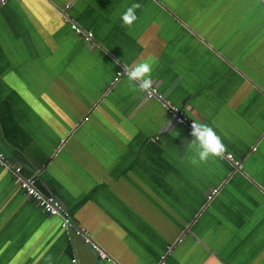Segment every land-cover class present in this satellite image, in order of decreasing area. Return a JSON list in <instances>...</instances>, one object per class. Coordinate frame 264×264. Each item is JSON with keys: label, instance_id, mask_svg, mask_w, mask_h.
I'll list each match as a JSON object with an SVG mask.
<instances>
[{"label": "crops", "instance_id": "obj_1", "mask_svg": "<svg viewBox=\"0 0 264 264\" xmlns=\"http://www.w3.org/2000/svg\"><path fill=\"white\" fill-rule=\"evenodd\" d=\"M144 61L168 100L221 137L222 157L192 164L188 127L115 81ZM0 152L108 256L70 240L0 167V264H264V0H11Z\"/></svg>", "mask_w": 264, "mask_h": 264}, {"label": "built area", "instance_id": "obj_2", "mask_svg": "<svg viewBox=\"0 0 264 264\" xmlns=\"http://www.w3.org/2000/svg\"><path fill=\"white\" fill-rule=\"evenodd\" d=\"M10 1L11 0H0V10L7 6ZM65 21H69V23H71V28L76 36L83 38L87 43L93 42V32L85 30L76 22L71 21L68 16H65ZM122 76H126L123 70L117 73L115 81L118 82ZM145 93L147 99H156L162 104L163 108L172 118L174 124L187 126L191 133V126L195 120L189 118L186 108L176 106L170 100H168L165 95L159 91L158 85L154 81L152 89ZM227 158L235 167L241 166V162L233 154H228ZM0 167L10 169L16 183L31 200V202L39 206L51 218H59L61 220V227L63 230L68 232L69 236H71L70 240L74 236L79 237L84 241L85 244L91 247L97 256L103 259L108 258L102 247L91 238L87 229L84 227H79L75 224L70 212L59 199L52 195L47 196L40 191L37 186L36 175L26 176L24 174V168L21 165L12 163L10 158L3 152H0ZM218 193L219 189H215L208 196V200L212 201L213 198L218 195Z\"/></svg>", "mask_w": 264, "mask_h": 264}, {"label": "clouds", "instance_id": "obj_3", "mask_svg": "<svg viewBox=\"0 0 264 264\" xmlns=\"http://www.w3.org/2000/svg\"><path fill=\"white\" fill-rule=\"evenodd\" d=\"M139 8H141V5L134 3L122 14L121 19L125 26L131 27L137 20L136 10ZM152 70V63L144 61L132 67L124 66L123 72L131 84L138 85L139 91L149 92L153 87ZM191 127L192 131L190 134L194 137L189 146L190 150L194 153L190 158L192 164H206L212 158L223 156L226 147L221 137L217 135L212 127L195 121ZM48 259L51 260L52 258L49 257Z\"/></svg>", "mask_w": 264, "mask_h": 264}, {"label": "water", "instance_id": "obj_4", "mask_svg": "<svg viewBox=\"0 0 264 264\" xmlns=\"http://www.w3.org/2000/svg\"><path fill=\"white\" fill-rule=\"evenodd\" d=\"M23 192V191H22ZM26 195V194H25ZM46 214V213H45ZM47 215V214H46Z\"/></svg>", "mask_w": 264, "mask_h": 264}, {"label": "rangeland", "instance_id": "obj_5", "mask_svg": "<svg viewBox=\"0 0 264 264\" xmlns=\"http://www.w3.org/2000/svg\"><path fill=\"white\" fill-rule=\"evenodd\" d=\"M206 1V0H205Z\"/></svg>", "mask_w": 264, "mask_h": 264}]
</instances>
